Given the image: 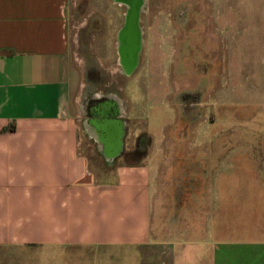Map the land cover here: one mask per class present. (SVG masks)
<instances>
[{"label":"crops","instance_id":"crops-1","mask_svg":"<svg viewBox=\"0 0 264 264\" xmlns=\"http://www.w3.org/2000/svg\"><path fill=\"white\" fill-rule=\"evenodd\" d=\"M69 1L0 0V264H140L157 235L156 141L146 163L116 165L141 157L113 152L124 144L121 109L102 130L95 114L71 108ZM179 1L177 26L170 0L171 59L180 48L187 64L221 65L202 103H186L173 124L178 199L165 217L164 261L147 264H264V132L254 131L264 129V0ZM81 118L98 136L105 179L79 150ZM203 127L216 132L200 138Z\"/></svg>","mask_w":264,"mask_h":264},{"label":"rangeland","instance_id":"rangeland-1","mask_svg":"<svg viewBox=\"0 0 264 264\" xmlns=\"http://www.w3.org/2000/svg\"><path fill=\"white\" fill-rule=\"evenodd\" d=\"M123 8L110 0L69 1L68 64L71 81L69 101L76 113L83 106L85 114L89 116H94L95 110L92 108L100 105L99 111H103L102 115H104L102 118H109L114 114L110 108L112 98H118L119 104L121 102L122 106H119V109L125 117L123 120L126 121V125L123 130L124 144L119 148L118 153L131 154L129 152L137 146L141 157L139 161L137 157L135 159L127 157L125 162L118 160L116 165L146 163L155 145L154 152L158 161L161 162V171L156 183L157 193L152 203L154 205L152 218H156L154 232L157 235L156 242L148 250L150 256L145 257V261H141L140 264L156 262V260L162 263L165 249L163 238H169L168 231L164 232L165 217L170 211L172 212L169 208L172 197L178 199L176 188L175 193L170 194L171 188L178 180L176 169L178 164H174V160L178 161L180 157L179 128L178 124L174 127L173 124L176 120L178 122L180 118L186 117L184 113L187 110L182 109L186 98L191 106L202 103L211 89L212 76L214 80H217L219 76L221 63L220 60H191L192 63L187 64L190 60H178L179 55L185 53L180 48L176 50L177 60L171 59L173 57L171 43L174 40L173 44L176 45L179 42V36L172 40L169 37L172 13L170 0H143L138 23V30L141 31L139 34H141L136 66L129 75H124L126 69L123 70L122 65L125 60L123 62L118 59L115 37L116 31L122 25ZM172 8L180 14L177 17L172 16L176 25L179 26L178 22L185 19V11L181 9L179 0L173 3ZM192 52L195 53V50ZM170 60H173L171 69ZM82 118L78 131L79 150L93 158L90 161L91 167L97 176H100L98 178L105 179L100 170L103 166L102 157L98 155L102 153V150L90 139L91 137L94 139L95 135L98 136L94 129H90L89 123H85L89 126L87 131L83 124L85 119ZM90 130L94 133L93 136L89 133ZM197 130L200 138L205 134L212 137V132H216V129L207 130L204 127L202 130L201 128ZM254 131L259 133L264 132V129H254ZM87 140L90 142L87 143ZM165 159L167 167L164 164ZM108 164L110 168H107V172L110 175L115 166L112 161H108ZM170 167L176 172L175 176L169 177L167 169ZM109 175L106 177L109 178ZM211 198L209 193V202ZM174 212L177 216L179 215L178 209ZM210 212L211 209L206 211L205 220L208 219ZM174 236L177 237L178 234L175 233ZM111 264H116L115 260L111 259Z\"/></svg>","mask_w":264,"mask_h":264},{"label":"flooded vegetation","instance_id":"flooded-vegetation-1","mask_svg":"<svg viewBox=\"0 0 264 264\" xmlns=\"http://www.w3.org/2000/svg\"><path fill=\"white\" fill-rule=\"evenodd\" d=\"M111 2H115L116 4H119L120 6H123L124 8L122 9V25L118 31H116L115 37H116V49L118 53V59L121 61L125 60L124 64L122 65V69H126V73H123L124 75H129L131 71L133 70L134 62L136 66V59L137 58V51H138V40H139V28H138V23L140 22V13H141V7L143 0H110ZM132 22V28H129L127 25L128 23ZM120 55V57H119ZM121 62V63H123ZM126 66V67H125ZM130 72V73H129ZM118 98H112V102L110 103V108L113 110V116L117 115L119 113V104L117 100ZM116 102H115V101ZM190 101L188 98L184 101V104L182 107L186 105V103H189ZM114 104V105H113ZM100 105L97 106V108ZM104 108V107H103ZM102 108V109H103ZM90 109V108H89ZM96 109V107L92 108ZM101 109V108H100ZM183 109V108H182ZM91 111V109H90ZM95 112V111H94ZM116 112V113H115ZM95 114V113H93ZM121 114V113H120ZM118 116V115H117ZM90 117V116H89ZM121 121L126 125V121L123 120L125 117H123V113L118 116ZM91 119H94V117H91ZM129 153H138L137 151V146L133 148L132 152ZM120 154H125V153H120ZM126 155V154H125ZM128 155V154H127Z\"/></svg>","mask_w":264,"mask_h":264},{"label":"water","instance_id":"water-1","mask_svg":"<svg viewBox=\"0 0 264 264\" xmlns=\"http://www.w3.org/2000/svg\"><path fill=\"white\" fill-rule=\"evenodd\" d=\"M127 26H128L129 28H132V22L128 23ZM99 110H100V108H96V109H95V116H96V117H94L93 121L95 122L94 125L97 126V124H98V127H99V128L101 127L102 130H103V127L106 128L105 123L103 124V122H102V121H104V118H105V117L102 118V116H104V115H102V114H103V111H99ZM115 113H116V112H115ZM100 116H101V117H100ZM100 121H101V122H100ZM102 124H103V125H102ZM104 135H105V133H104ZM109 145H111V144H108V146H109ZM108 146H107V147H108ZM109 147H110V146H109ZM113 148H114V151H113L114 153H116V152L119 151V146H118L117 144L114 145ZM113 152H112V153H113Z\"/></svg>","mask_w":264,"mask_h":264},{"label":"bare ground","instance_id":"bare-ground-1","mask_svg":"<svg viewBox=\"0 0 264 264\" xmlns=\"http://www.w3.org/2000/svg\"><path fill=\"white\" fill-rule=\"evenodd\" d=\"M140 32H141V31H140ZM140 34H141V33H140ZM139 42H140V38H139V40H138V47H140V46H139V44H140ZM141 42H142V41H141ZM117 50H118V49H117ZM138 50H139V49H138ZM119 57H120V55H119ZM134 59H136V58H134ZM118 62H119V61H118ZM133 67H135V62H134V66H133ZM120 69H121V68H120ZM128 70H129V69H128ZM128 70H127V71H128ZM127 71H125V72H127ZM129 73H130V72H129ZM83 124H84V126H85V123H83ZM87 131H88V130H87ZM89 133L91 134V136H93V134H94L91 130H90ZM88 136H89V135H88ZM95 137H96V135H95ZM96 139H97V138H96Z\"/></svg>","mask_w":264,"mask_h":264}]
</instances>
